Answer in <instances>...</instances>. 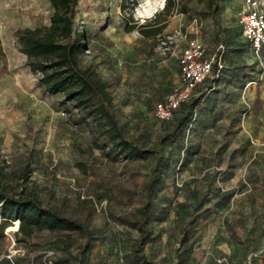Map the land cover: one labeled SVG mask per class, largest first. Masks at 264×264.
Masks as SVG:
<instances>
[{
    "label": "rangeland",
    "instance_id": "obj_1",
    "mask_svg": "<svg viewBox=\"0 0 264 264\" xmlns=\"http://www.w3.org/2000/svg\"><path fill=\"white\" fill-rule=\"evenodd\" d=\"M175 2L160 16L163 31L147 37L126 31L125 16L150 25L166 0H130L125 8L123 0H79L90 49L80 64L107 82L118 120L142 144H156L177 118L155 114L182 84L186 38L176 30L200 38L208 54L218 49L210 0ZM242 2L219 0L228 33L216 88L194 109L179 141L164 149L149 214L153 237L144 246L155 264H264V54L243 35ZM53 11L50 0H0V181L11 194L31 191L87 223L94 239L79 263L78 232L25 237L13 228L19 219L1 227L0 210V264H145L135 256L137 208L146 201L156 154L137 160L118 154L93 116L40 87V71L28 64L16 30L49 24Z\"/></svg>",
    "mask_w": 264,
    "mask_h": 264
},
{
    "label": "trees",
    "instance_id": "obj_2",
    "mask_svg": "<svg viewBox=\"0 0 264 264\" xmlns=\"http://www.w3.org/2000/svg\"><path fill=\"white\" fill-rule=\"evenodd\" d=\"M54 8L50 23L37 27H24L16 30L20 49L28 56V64L43 72L40 84L47 93L64 94L67 102H75L93 116L102 135H106L118 154L127 159L137 160L149 154H156L155 163L151 170V178L146 183V201L137 208V227L140 237L136 243L135 256L145 264H155L144 252L146 242L153 237L148 227L149 214L155 198V191L163 178L165 161L164 149L173 142L179 141L184 127L194 117V109L200 106L210 90L215 89L217 74L222 69L214 64L213 75L208 76L197 86L194 95L176 111L177 118L171 128L166 131L154 145L142 144L131 138L124 125L118 120L113 109V97L108 91L107 82L93 69L84 68L80 57L89 49L88 38L81 27L79 0H50ZM130 0H123L126 6ZM176 5L175 0H166L161 11L156 12L152 24H140L132 13L125 16L124 28L130 32L138 29L143 35L153 37L160 34L166 27V18L160 20L163 13L171 11ZM219 0H210V12L217 24L216 39L219 42L217 55L226 45L225 30L218 18ZM257 96L255 103L261 105ZM104 154L111 156L104 148ZM0 210L4 229L12 220L19 219L18 232L25 237L32 236L37 231L71 230L79 233L82 242L78 248L77 261L81 263L83 256L90 250L94 239V230L79 220L62 215L53 207L47 206L38 195L31 191L22 190L16 194L6 191L0 181Z\"/></svg>",
    "mask_w": 264,
    "mask_h": 264
},
{
    "label": "built area",
    "instance_id": "obj_3",
    "mask_svg": "<svg viewBox=\"0 0 264 264\" xmlns=\"http://www.w3.org/2000/svg\"><path fill=\"white\" fill-rule=\"evenodd\" d=\"M260 6V0H243L238 14L243 35L256 53L264 54V11ZM175 35L186 38V44L179 57L182 84L176 87L166 100L156 104L155 114L163 120L174 117L182 104L194 95L198 84L213 75L215 63L219 68L223 67L224 45H220L222 48L220 55H211L207 53L206 45L200 38H188L181 29L176 30Z\"/></svg>",
    "mask_w": 264,
    "mask_h": 264
},
{
    "label": "crops",
    "instance_id": "obj_4",
    "mask_svg": "<svg viewBox=\"0 0 264 264\" xmlns=\"http://www.w3.org/2000/svg\"><path fill=\"white\" fill-rule=\"evenodd\" d=\"M226 31V33H228V30L226 29L225 30ZM213 33H216V28L213 30ZM247 40V39H246ZM248 41V40H247ZM249 42V41H248ZM25 55V57H26V59H27V55L26 54H24ZM39 70V69H38ZM40 71V74H39V78H38V81H40V78L42 77V75H43V72L41 71V70H39ZM39 84H40V82H39ZM40 87L42 88V89H44V87L40 84ZM45 90V89H44ZM53 95V94H52Z\"/></svg>",
    "mask_w": 264,
    "mask_h": 264
},
{
    "label": "bare ground",
    "instance_id": "obj_5",
    "mask_svg": "<svg viewBox=\"0 0 264 264\" xmlns=\"http://www.w3.org/2000/svg\"><path fill=\"white\" fill-rule=\"evenodd\" d=\"M18 225H19V221L17 222V226L16 227H13L15 230H17L19 227H18Z\"/></svg>",
    "mask_w": 264,
    "mask_h": 264
}]
</instances>
